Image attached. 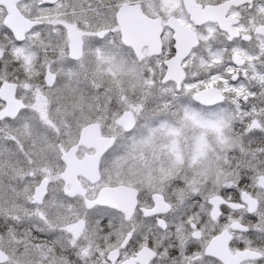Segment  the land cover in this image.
Masks as SVG:
<instances>
[{
  "label": "snow or ice",
  "instance_id": "obj_1",
  "mask_svg": "<svg viewBox=\"0 0 264 264\" xmlns=\"http://www.w3.org/2000/svg\"><path fill=\"white\" fill-rule=\"evenodd\" d=\"M0 264H264V0H0Z\"/></svg>",
  "mask_w": 264,
  "mask_h": 264
}]
</instances>
